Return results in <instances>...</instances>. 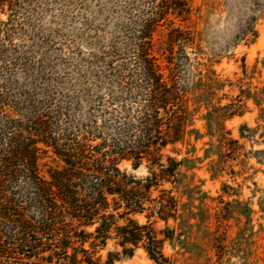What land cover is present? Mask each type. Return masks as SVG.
I'll return each instance as SVG.
<instances>
[{"label": "rangeland", "instance_id": "1", "mask_svg": "<svg viewBox=\"0 0 264 264\" xmlns=\"http://www.w3.org/2000/svg\"><path fill=\"white\" fill-rule=\"evenodd\" d=\"M162 7L155 55L172 59L190 112L184 142L169 153L186 160L133 217L150 226L171 264H264V0H6L0 136L7 116L41 115L53 135L128 138L122 129L145 88L134 43ZM172 27L185 44L169 53ZM118 166L147 174L144 164ZM114 249L108 240L102 259ZM114 264L155 263L139 247Z\"/></svg>", "mask_w": 264, "mask_h": 264}, {"label": "trees", "instance_id": "2", "mask_svg": "<svg viewBox=\"0 0 264 264\" xmlns=\"http://www.w3.org/2000/svg\"><path fill=\"white\" fill-rule=\"evenodd\" d=\"M5 2L0 0L1 10ZM164 13L162 7L147 18L134 43L145 88L135 117L122 129L131 132L128 138L91 143L100 135H53L41 115L25 123L5 119L0 136V264H114L139 247L155 264H171L150 226L133 217L145 211L150 189L174 176L186 160L169 153H177L184 142L190 112L172 59L166 53L162 63L155 55L152 33ZM184 34L179 27L170 28L164 50L173 53L184 45ZM123 160L134 169L144 164L147 174H127L118 166ZM162 208L161 203L159 217ZM108 240L120 249L106 251L102 259Z\"/></svg>", "mask_w": 264, "mask_h": 264}]
</instances>
